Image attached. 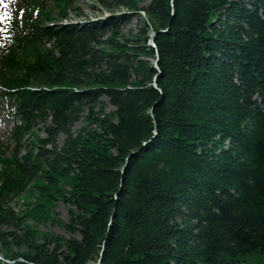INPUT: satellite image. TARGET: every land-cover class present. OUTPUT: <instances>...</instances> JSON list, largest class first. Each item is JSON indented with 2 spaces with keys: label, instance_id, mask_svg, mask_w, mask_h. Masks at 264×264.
Here are the masks:
<instances>
[{
  "label": "trees",
  "instance_id": "1",
  "mask_svg": "<svg viewBox=\"0 0 264 264\" xmlns=\"http://www.w3.org/2000/svg\"><path fill=\"white\" fill-rule=\"evenodd\" d=\"M76 1L23 0L6 26L0 264H97L104 243L102 264L264 256V0H101L113 17L63 24Z\"/></svg>",
  "mask_w": 264,
  "mask_h": 264
},
{
  "label": "rangeland",
  "instance_id": "2",
  "mask_svg": "<svg viewBox=\"0 0 264 264\" xmlns=\"http://www.w3.org/2000/svg\"><path fill=\"white\" fill-rule=\"evenodd\" d=\"M4 2L5 4L3 5V8L5 7V5H7V7H5L4 11H2L1 14L3 15L4 19L10 20L11 15H12V8L10 6L11 0H4ZM105 2L107 4H110L112 0H105ZM151 2L152 0H143V6L146 7ZM52 6L53 4L49 2V7H52ZM117 15H122V13L118 12L116 16ZM111 16H113V14H111L106 9V6L103 5L101 0H77L76 3L72 7V11L70 12L69 19L66 22H70L72 24H77V23L81 24V23H85L87 20L99 21L105 17L107 18ZM55 17L58 19L59 17L58 12H56ZM143 20L144 18L142 19L140 17L133 19L130 25L126 26L123 29L124 34L127 37H130L131 34H135L140 27L139 25L140 21L142 23ZM99 108L100 109L104 108V111L106 114H111L112 112L115 111V109L109 104L108 100L106 99H103V103L100 105ZM84 124H85L84 122H80L79 124L75 125L73 130L74 131L80 130L81 128L84 127ZM10 130H11V125L8 124V121L5 115L2 114V116H0V145L4 144L8 148V151L4 150L7 157H10L12 151H14L15 149V144L10 139V135H9ZM36 134L37 132H35L33 136L30 137V141L27 142V144L34 142ZM41 138L44 139L46 137L44 134H42ZM64 139L65 138L63 136L60 137L59 139L60 147L63 145L62 142ZM0 151H3L1 147H0ZM27 151H28V148L23 147V149L21 150V155H24ZM20 204H22V200H20L18 202V205L14 207L18 211L21 210V208L19 207ZM68 211H69V208L63 203H59L55 210V212L58 214V219L64 223H67L69 220ZM40 230L42 232L53 234L55 236L65 237L66 239H70L71 237V235L67 233L63 228H61L58 225L51 224V223L47 225H42L40 227ZM245 264H264V256L259 253L247 255Z\"/></svg>",
  "mask_w": 264,
  "mask_h": 264
},
{
  "label": "water",
  "instance_id": "3",
  "mask_svg": "<svg viewBox=\"0 0 264 264\" xmlns=\"http://www.w3.org/2000/svg\"><path fill=\"white\" fill-rule=\"evenodd\" d=\"M156 36H157V33L154 32V31H153V32L151 33V35H150V41H151V43H152L153 46H155V37H156ZM154 64H155V66H157V62H155ZM130 159H131V157L128 159V161H129ZM127 166H128V164L125 165V167H124V171H123V172H125ZM113 218H114V216L112 217V219H113ZM105 247H106V243H104V245H103V250H102V252H101V256H100V259H99V261L97 262V264H102L103 256H104V252H105Z\"/></svg>",
  "mask_w": 264,
  "mask_h": 264
},
{
  "label": "snow or ice",
  "instance_id": "4",
  "mask_svg": "<svg viewBox=\"0 0 264 264\" xmlns=\"http://www.w3.org/2000/svg\"><path fill=\"white\" fill-rule=\"evenodd\" d=\"M0 4H4V0H0ZM5 7H7V5H5ZM4 17L3 16H0V20H3Z\"/></svg>",
  "mask_w": 264,
  "mask_h": 264
}]
</instances>
